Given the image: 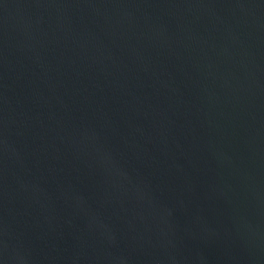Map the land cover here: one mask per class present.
<instances>
[{
  "label": "water",
  "instance_id": "obj_1",
  "mask_svg": "<svg viewBox=\"0 0 264 264\" xmlns=\"http://www.w3.org/2000/svg\"><path fill=\"white\" fill-rule=\"evenodd\" d=\"M0 264H264V0H0Z\"/></svg>",
  "mask_w": 264,
  "mask_h": 264
}]
</instances>
